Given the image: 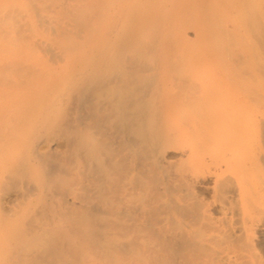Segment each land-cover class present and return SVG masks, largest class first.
Masks as SVG:
<instances>
[{
  "label": "bare ground",
  "instance_id": "6f19581e",
  "mask_svg": "<svg viewBox=\"0 0 264 264\" xmlns=\"http://www.w3.org/2000/svg\"><path fill=\"white\" fill-rule=\"evenodd\" d=\"M263 129L264 0H0V264H264Z\"/></svg>",
  "mask_w": 264,
  "mask_h": 264
},
{
  "label": "rangeland",
  "instance_id": "374dc122",
  "mask_svg": "<svg viewBox=\"0 0 264 264\" xmlns=\"http://www.w3.org/2000/svg\"><path fill=\"white\" fill-rule=\"evenodd\" d=\"M263 135H264V129H263ZM264 137V136H263ZM262 239V240H261ZM262 244V245H261ZM260 247L264 249V233L261 234L260 237Z\"/></svg>",
  "mask_w": 264,
  "mask_h": 264
}]
</instances>
